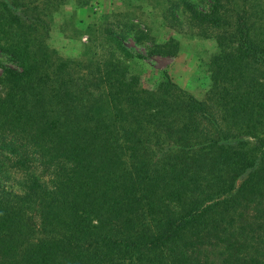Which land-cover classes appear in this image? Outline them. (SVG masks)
I'll return each instance as SVG.
<instances>
[{
	"label": "trees",
	"instance_id": "trees-1",
	"mask_svg": "<svg viewBox=\"0 0 264 264\" xmlns=\"http://www.w3.org/2000/svg\"><path fill=\"white\" fill-rule=\"evenodd\" d=\"M73 1L0 0V264H264V0H167L215 40L202 98L131 70L124 28L59 54Z\"/></svg>",
	"mask_w": 264,
	"mask_h": 264
},
{
	"label": "rangeland",
	"instance_id": "rangeland-1",
	"mask_svg": "<svg viewBox=\"0 0 264 264\" xmlns=\"http://www.w3.org/2000/svg\"><path fill=\"white\" fill-rule=\"evenodd\" d=\"M192 1L201 4L200 1L204 0ZM166 5L167 0H89L85 5L74 0L55 11L48 42L59 54L80 59L90 55L95 41L105 38L102 30L124 28L119 31L123 34L124 45L134 54L142 55L126 59L131 70L151 82L150 78H158L160 71L165 69L186 92L202 98L212 83L210 56L216 49L215 40L197 31L180 13L177 19L170 15L165 18ZM122 22L137 24L157 41L173 36L179 43L178 52L168 56L149 55V42L137 43L132 33L125 31L127 26ZM0 62L10 64L2 54Z\"/></svg>",
	"mask_w": 264,
	"mask_h": 264
}]
</instances>
